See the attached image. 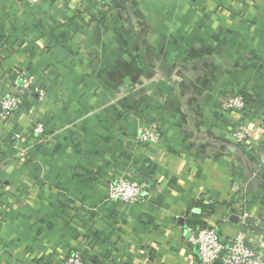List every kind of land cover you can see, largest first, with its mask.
Here are the masks:
<instances>
[{"label":"crops","instance_id":"obj_1","mask_svg":"<svg viewBox=\"0 0 264 264\" xmlns=\"http://www.w3.org/2000/svg\"><path fill=\"white\" fill-rule=\"evenodd\" d=\"M15 72L44 95L0 123V264L78 247L93 264H198L187 227L202 225L243 229L264 257V0H0V98ZM229 92L252 106L222 113ZM151 121L160 139L140 143ZM120 176L147 183L142 201L106 199Z\"/></svg>","mask_w":264,"mask_h":264},{"label":"built area","instance_id":"obj_2","mask_svg":"<svg viewBox=\"0 0 264 264\" xmlns=\"http://www.w3.org/2000/svg\"><path fill=\"white\" fill-rule=\"evenodd\" d=\"M107 5L108 0H99ZM16 89L0 98V123L11 118L19 109L28 94H35L41 100L44 92L35 86L32 79L23 72L14 73ZM252 106V101L240 93H226L219 99V110L223 113H245ZM45 126L40 121L32 128V134L38 140L45 138ZM230 136L237 145L247 141V128L241 124L230 126ZM19 133L14 134L19 140ZM160 139V126L154 122H143L139 128L137 140L140 143H156ZM1 189V184H0ZM148 185L145 181L127 177L110 178L106 184V199L110 202L137 203L143 200ZM186 243L197 248L198 264H264V257L247 241L243 229H238L229 239L220 236L215 227H187ZM86 247L75 248L62 264H91Z\"/></svg>","mask_w":264,"mask_h":264},{"label":"trees","instance_id":"obj_3","mask_svg":"<svg viewBox=\"0 0 264 264\" xmlns=\"http://www.w3.org/2000/svg\"><path fill=\"white\" fill-rule=\"evenodd\" d=\"M203 226L205 227L206 225H202V227H203ZM91 264H93V262H92Z\"/></svg>","mask_w":264,"mask_h":264}]
</instances>
